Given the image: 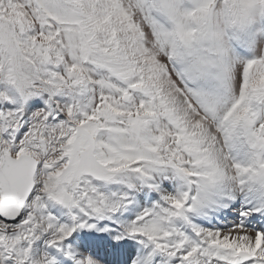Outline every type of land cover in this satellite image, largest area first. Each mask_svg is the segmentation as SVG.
Wrapping results in <instances>:
<instances>
[{
	"label": "snow or ice",
	"instance_id": "obj_1",
	"mask_svg": "<svg viewBox=\"0 0 264 264\" xmlns=\"http://www.w3.org/2000/svg\"><path fill=\"white\" fill-rule=\"evenodd\" d=\"M0 264H264V0H0Z\"/></svg>",
	"mask_w": 264,
	"mask_h": 264
}]
</instances>
